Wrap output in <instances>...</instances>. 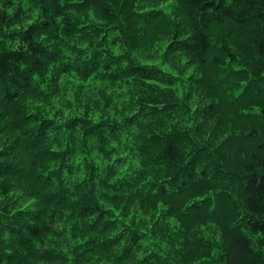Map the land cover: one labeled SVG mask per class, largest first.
<instances>
[{
    "label": "trees",
    "instance_id": "1",
    "mask_svg": "<svg viewBox=\"0 0 264 264\" xmlns=\"http://www.w3.org/2000/svg\"><path fill=\"white\" fill-rule=\"evenodd\" d=\"M37 3L40 20L27 25L0 12V264L59 260L52 244L65 234L67 221L73 222L70 232L84 234L71 252L74 264H144L126 247L119 248L120 239L108 233L117 228L119 219L98 202L101 197L122 200L127 196L149 198L152 211L158 203L166 206L167 216L175 218L185 232L192 224H214L221 235L223 264L261 262L250 234L258 235L264 246V113L252 117L247 108L264 106V98L235 99L228 90L237 82L246 84L248 75L264 76V0ZM16 14L22 17L19 11ZM96 19L109 20L112 30L117 26L118 35L109 43L125 51L111 53L104 33L108 27ZM158 20L168 25L162 32L166 35H160L166 38L164 56L177 52L195 67L194 88L208 99L199 113L209 122L228 115L238 123L225 138L230 150L251 145L241 173L233 176L232 169H217L221 177L239 180L227 195L216 190L225 180L194 159L188 160L190 167L181 169L184 176L169 171L168 166L184 156L180 133L171 132L158 119L140 118V106L135 108L134 120L116 121L121 125L116 129L107 120L92 122L77 114L59 121L50 115L57 103L51 90L40 91L49 71L57 70L49 80L50 88L60 84L61 75L73 72L82 82L98 79L118 85L124 88L121 96L134 93L131 107L152 106L149 110L157 113L159 105H144L136 94L142 86L172 85V80L164 81L161 71L135 61L132 51L150 43L152 35L146 30ZM152 93L153 89L148 94ZM27 97L43 102L44 109L27 106ZM104 101L102 108L115 107L111 100ZM167 103L176 104L170 97ZM124 134L132 136L131 142L120 140ZM112 140L120 142L119 150H127L121 153L109 147ZM131 148L138 167L131 169L130 163L122 171L117 163L123 155L132 161ZM157 164L164 165L161 176L154 169ZM136 204L129 201L128 206L133 210ZM127 234L133 247L144 237L138 229ZM182 234L178 238L185 244L189 235Z\"/></svg>",
    "mask_w": 264,
    "mask_h": 264
},
{
    "label": "rangeland",
    "instance_id": "2",
    "mask_svg": "<svg viewBox=\"0 0 264 264\" xmlns=\"http://www.w3.org/2000/svg\"><path fill=\"white\" fill-rule=\"evenodd\" d=\"M16 11H19V15H22V17L16 16ZM0 12L8 18H11V20L15 18L18 21L21 18L22 24L24 25L40 20L37 0H0ZM96 22L99 25H106L108 27L107 32H103L106 33V42L111 48V53L115 55L125 51V47L121 46L120 48H116L109 43L113 39L112 37L118 35L117 26L115 30H112L109 20L96 19ZM16 27L19 26H11V29ZM167 27L168 25L166 23L158 20L146 30L147 35H152L150 43L143 50L139 51L133 48L132 51L135 61L145 65H152L161 71L164 75V81L172 80V85L157 84L160 82H155V84H150V87L142 86L139 89L141 93L136 94L138 97H142L141 103L144 105L148 103H151L150 105H159L158 107L160 108L157 113H155L156 110L152 112L149 110L152 106L146 108L138 104L131 107V97L134 93H127L125 96H121L124 88L120 89L118 85L113 87L109 84L111 82L98 79H90L82 82L73 72L61 75V79L59 80L60 84L50 88L49 80L54 72H57L54 69L48 72L49 75L44 80V86L40 88V91L51 90V97L57 102L53 104L50 115L59 121H65L76 114L84 116L86 119L89 118V121L92 122L104 119L111 122L112 126L116 129L119 126L116 125V121H122L127 117H129V120H134V117H136L133 115L135 108L140 106L142 111L139 114L140 118L141 116H146L150 122L158 119L171 132L180 133L179 138L184 156L177 164H170L168 166L171 173L184 176L181 169L186 164H189L190 167L191 162L188 161L189 159H194L209 167L210 170L212 169V171L216 172L217 176H220L217 172L218 168L232 169L233 176L236 173H241L242 165L244 160L247 159V152L251 145L245 144L242 147L230 150L226 145L228 143L225 142V138L234 132L235 128L238 127V123L228 115L217 123L209 122L207 118L199 113V109L206 104L208 99L199 94L194 88L193 79L197 77V72L195 71V67L188 62L187 58L177 52L164 56L166 38L160 37V35H166L165 32H162ZM248 77L251 79L248 78L246 84L237 82L232 86L235 88H229L228 91L231 98L246 97L251 102L260 97L264 98V91L261 93L256 92L258 88L259 90H262L261 88L264 89V76L258 75L251 77L248 75ZM123 86L128 87V84ZM151 89H153V93L149 95L148 93L151 92ZM169 97L176 104L169 105L167 103ZM104 98L111 100L110 104L115 103V107L108 106L102 108L105 103ZM25 101L27 106L35 107L38 105L44 109L43 102L37 103L31 97H27ZM247 110L252 117H255V115H263L264 106L250 104ZM148 113H151V115H148ZM150 116L152 117L151 120L149 118ZM120 127L121 125L118 128ZM126 127H128L127 122ZM131 129L134 130L135 128L131 126ZM126 132L129 133V129H126ZM131 139V135L128 137L124 134L120 140L124 143L131 142ZM108 145L109 147H114L121 153L127 150H119L122 149V145L115 140L109 142ZM130 153L133 155L131 162L129 157L123 155L121 161L117 163V165H120L122 171L130 163L131 169L132 166L135 168L138 167V159L135 156V152H132V148ZM163 167V164H157L154 167L158 176L163 174ZM225 177H221L225 182L217 185L216 190L222 191V193L227 195L228 192H233L230 189L239 180L236 177ZM238 197L235 194L233 196V200L237 205L240 202ZM129 201L138 202L133 210L128 206ZM98 202L102 207L111 209L116 214V217H118L117 220L119 219V222L116 224L117 228L111 229L108 233L116 235L115 239H120L119 248L126 247L128 251H132L131 255L137 261L143 260L144 264H158L159 262L160 264H194L207 260L212 263L223 264L221 260L223 250L221 235L214 224H192L185 227L187 230L185 232L181 225H178L175 218L167 216V212L165 211L166 206L158 203L155 206L156 210L152 211L150 207L152 201L143 196H136L131 200L128 196L122 200L101 197L98 199ZM27 203L30 202L27 201ZM65 225V234L53 240L52 244V251L60 253L59 260L44 264H74V256L71 252L79 245L80 240L84 239V234L75 230H72V232L69 231L73 222L67 221ZM136 229L143 232L144 237L133 247L126 235H129L127 234L128 230L133 231ZM179 233L181 235H183L182 233L189 235V238L186 240V242L188 240L190 241L189 246L186 242L184 244V241H180ZM250 236L254 240V247L258 252L259 260L261 261L263 259L257 264H264V246L259 244L258 235L250 234ZM1 251L3 252V249L0 248ZM152 258L155 260L153 259L152 261Z\"/></svg>",
    "mask_w": 264,
    "mask_h": 264
}]
</instances>
